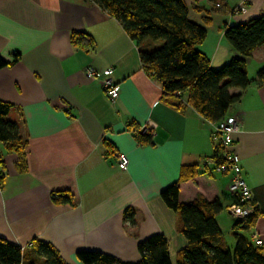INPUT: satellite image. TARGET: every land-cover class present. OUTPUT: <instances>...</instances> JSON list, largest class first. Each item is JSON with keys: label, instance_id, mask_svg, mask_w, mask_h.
Segmentation results:
<instances>
[{"label": "crops", "instance_id": "0c3cea01", "mask_svg": "<svg viewBox=\"0 0 264 264\" xmlns=\"http://www.w3.org/2000/svg\"><path fill=\"white\" fill-rule=\"evenodd\" d=\"M183 2L189 19L207 30L199 50L213 69L236 54L225 27L264 15V0ZM74 35H82L76 43ZM0 57L11 63L0 70V101L11 104L8 120L17 123L25 143L23 154L0 146V239L24 253L40 241L66 264H83L79 251L137 262L138 243L161 234L177 264L187 241L179 215L160 193L185 165L199 168L180 183L179 200L219 199L227 211L231 176H213L218 145L213 124L187 104L178 109L164 101L160 84L141 64L137 44L97 4L0 0ZM251 58L263 67L264 47ZM88 69L112 70L119 86L115 101L106 96L102 77H88ZM229 92L241 94L225 116L239 125L231 151L240 159L258 214L245 232L264 248V87L251 83ZM138 133L151 135V142L140 143ZM117 153L129 160L125 170L117 165ZM64 192L72 194L73 204L53 201V194ZM129 210L132 226L124 218Z\"/></svg>", "mask_w": 264, "mask_h": 264}, {"label": "trees", "instance_id": "16d2710c", "mask_svg": "<svg viewBox=\"0 0 264 264\" xmlns=\"http://www.w3.org/2000/svg\"><path fill=\"white\" fill-rule=\"evenodd\" d=\"M91 1L118 21L137 44L143 68L160 84L163 99L170 106L180 109L187 104L203 119L216 124L241 99L240 93L231 94L230 90L244 91L251 83L264 87V68L258 70L254 79H249L246 71V61L257 48L264 47V15L244 24L225 27V39L236 54L216 70L199 50L207 30L189 19L183 0ZM80 36L74 35L73 43L78 42ZM10 64L0 57V70ZM11 107V104L0 101V146L23 154L25 143L19 126L8 120ZM137 136L140 143L151 142V135L143 138L138 133ZM223 151L219 145L215 147L212 158L214 168L224 162ZM198 168L197 165L183 166L178 180L160 193L165 206L179 215V230L187 241L179 252L177 264H264V248L238 235L233 252L221 242V231L215 220L223 210L219 199L208 201L198 195L191 203L179 200L180 183L194 178ZM229 196L230 205H255L253 200L249 204L240 203L237 198ZM53 201L73 204V196L67 192L53 194ZM257 215L254 209L246 218L236 219L232 229H250ZM124 218L131 226L135 224L132 211H127ZM137 249L140 255L137 262H122L94 251H79L76 256L83 264H172L168 242L161 234L140 241ZM0 264L66 263L49 244L33 241L31 250L24 253L20 247L0 239Z\"/></svg>", "mask_w": 264, "mask_h": 264}, {"label": "built area", "instance_id": "2783aa9c", "mask_svg": "<svg viewBox=\"0 0 264 264\" xmlns=\"http://www.w3.org/2000/svg\"><path fill=\"white\" fill-rule=\"evenodd\" d=\"M88 77L99 78L102 77V85L106 96L111 100L115 101L119 95V86L111 79L112 70L107 69L101 74L95 72L92 69L86 71ZM239 129V125L234 118L225 117L223 120L213 124L214 135L218 140V145L223 149V160L224 162L217 166L215 170L223 175H230L231 181L228 186V192L233 197L237 198L240 203L249 204L252 200L251 192L242 176V169L240 165L239 157L231 151L233 143V134ZM146 130L145 128L142 131ZM117 165L121 170H125L128 165V158L124 153H117ZM254 207L241 206L240 204H231L227 208V212L232 218L244 219L248 215H251ZM255 209V208H254ZM254 244L256 246H263L262 241L255 239Z\"/></svg>", "mask_w": 264, "mask_h": 264}, {"label": "rangeland", "instance_id": "374dc122", "mask_svg": "<svg viewBox=\"0 0 264 264\" xmlns=\"http://www.w3.org/2000/svg\"><path fill=\"white\" fill-rule=\"evenodd\" d=\"M246 69H247V73L250 75L249 79H251V76H256L257 72H258V61L256 59L250 58L246 61ZM264 68V65H262ZM220 68V67H219ZM218 68V69H219ZM217 70V69H216ZM221 174H219L216 171H213V176L215 178H217L218 176L220 177ZM234 220L232 218V216L228 215L227 211L223 210L222 212H220L219 215H217V221L219 223V228L221 231V242L224 243L228 249L233 252L235 247H236V243H237V238L236 236L238 235L239 237L243 238L244 240H246L247 242H250V238L249 235L245 232V230H241V229H232L233 224L236 222V220ZM231 222H233L232 226H231ZM231 226V228H230ZM174 264H176V261H174Z\"/></svg>", "mask_w": 264, "mask_h": 264}]
</instances>
